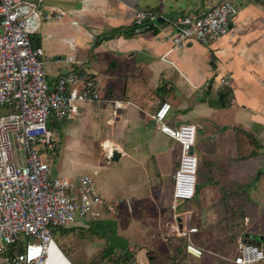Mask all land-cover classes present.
Listing matches in <instances>:
<instances>
[{"label":"crops","instance_id":"0c3cea01","mask_svg":"<svg viewBox=\"0 0 264 264\" xmlns=\"http://www.w3.org/2000/svg\"><path fill=\"white\" fill-rule=\"evenodd\" d=\"M30 1L38 3L39 0ZM211 2L43 1L41 12L50 19L43 20L32 39L35 46L44 49V68L50 86H55L62 73L70 69H83L96 79L102 97L99 101L83 103L73 119L51 120L49 129L56 149L53 153L44 154V159L49 161L52 156L51 161L54 162L53 155L59 151V145L65 144L62 156L72 161H65L62 157L59 169L52 164V176L75 181L88 174L94 178L104 199L125 200L116 215H105L94 222L70 226L69 237L79 230H83L82 234L88 233L90 228L94 232L90 234V239L80 244L86 251L84 255L79 256L71 251L66 254L57 245L47 264H89L98 251L96 245L101 243L99 237L104 239L108 234L111 236V249L127 248L125 255L139 264H155L157 261L161 264H189L190 258L200 264H235L237 252L228 262L215 254L212 257L211 252L226 232L230 242L240 217L245 219L246 227L240 240L256 242L257 246L264 248V231L255 227L259 222L264 223V209H258L264 208V178L262 172L257 173V168L256 176H252L253 169L248 167L249 162L243 161L250 154L248 149L264 154V8L242 4L228 35L207 45L191 41L183 48H175L166 39L174 30L172 25L177 17L197 15L207 9ZM135 8L157 12L160 29L138 31L133 22ZM64 57H73L74 64L57 62ZM222 78H227L231 86H221ZM116 102L122 103L123 107L117 108ZM164 102L172 106L168 117L175 125H195L197 119L213 118L233 108L238 123L235 131L252 137L257 135L259 140V144L241 139H235L233 143L231 135L228 145L218 147L216 184L210 186L212 190H208L206 196L226 198L214 204L221 203L228 207V215L221 216V210L218 214H213V211L209 213L212 218L216 217V221L212 220L209 224L220 225L224 222V225L216 228L219 230L212 242L197 244L204 249L202 258L187 255L185 240L182 241V250L158 260L149 252L141 254L144 249L134 248L133 254L127 241L119 245L116 239L115 229L119 223L114 221L115 217L126 223L137 208L149 213L151 210L145 204L149 201L158 211L164 188L167 187L173 194V172L180 164H175V156L176 152L181 153V147L162 133L153 119ZM217 130H222L221 136L231 133L228 127L222 129L219 125ZM116 153L119 158L113 161ZM228 154H236L233 161H227ZM226 182L229 184L226 185ZM251 182L255 186L258 184V189ZM231 201L235 206L233 208H230ZM200 203L203 205V202ZM188 213L183 225L195 226L200 232L205 213L201 210L197 214L198 225L191 222L192 213ZM166 225L161 223V230ZM252 233L260 236L259 242L251 239ZM169 241L173 243L179 239ZM0 264H10L7 253L0 255ZM257 264H264V261Z\"/></svg>","mask_w":264,"mask_h":264},{"label":"built area","instance_id":"2783aa9c","mask_svg":"<svg viewBox=\"0 0 264 264\" xmlns=\"http://www.w3.org/2000/svg\"><path fill=\"white\" fill-rule=\"evenodd\" d=\"M43 1L0 0V107L15 106L18 110L0 116V255L7 253L10 264H47L52 250L58 247L54 231L116 215L125 203L124 199H104L91 175L71 181L50 174V164L43 155L56 149L49 129L51 120L73 119L83 103L102 97L96 79L83 69L62 73L55 86H50L44 49L35 46L32 39L43 20L50 19L41 12ZM242 4L264 8V0H212L197 15L177 17L166 39L175 48L191 41L204 45L216 42L228 35ZM133 22L138 31L160 29L155 11L135 8ZM57 62L72 65L75 60L64 57ZM220 84L231 86L227 78ZM116 107L123 104L116 102ZM171 108L164 102L153 116L157 128L181 147L179 169L173 176V220L162 230L172 241L185 240L187 255L202 258L204 249L191 240L199 229L181 224L178 213L180 202L193 200L198 192V131L194 124L167 125ZM20 236L26 237L27 243ZM19 242L22 245L15 256L9 257V250ZM262 261L264 252L257 245L238 242L235 264ZM129 264L139 263L131 260Z\"/></svg>","mask_w":264,"mask_h":264},{"label":"rangeland","instance_id":"374dc122","mask_svg":"<svg viewBox=\"0 0 264 264\" xmlns=\"http://www.w3.org/2000/svg\"><path fill=\"white\" fill-rule=\"evenodd\" d=\"M18 110L15 106H3L0 107V116L16 113ZM235 109L229 108L226 109L224 112L219 113L218 115H215L213 118H201L195 120V126L197 128V139L195 143V155L198 158V188H199V196L194 198L193 200H190L188 202L181 201L179 206L178 213L180 214V222L183 224L182 219L185 218V215L190 211L192 213V223L198 225L196 222L197 220V214L202 210V213H205L206 217L203 219V225L201 224V231L197 234H195L192 237L193 242L197 245L200 243H203L205 241H208L209 243L212 242V240L215 239V236L217 234L216 230L217 227L220 225H224V222H219L220 225L217 224H209L213 221H216V217L212 218L209 213L213 211V214H218V212L221 210V216L228 215L227 208L224 205H221V203H217L221 200H225L226 198L221 197H207L208 190H212L211 187H213L216 184L217 173H216V164L218 162V147H223L228 145L230 141V137L232 135L233 143L235 139L239 141L240 139L242 141H250L252 143L259 144V140L257 135L254 137L250 136V134H240L238 130L235 131V128L238 123L236 122V117L234 113ZM171 117L169 116L165 123L167 125H171V127H179L180 125H175L172 122H170ZM217 125L220 126V128L224 129L228 127L231 133L226 134V136H221V131L217 130ZM238 132V133H237ZM56 139V136L54 137ZM232 143V144H233ZM176 146H179V144L175 143ZM231 145V143H230ZM66 146L65 144L59 145V151L53 155L54 162L51 161V158L49 159V164L51 167H55L59 169L60 164H62V154L64 153ZM179 148V147H178ZM250 152L249 156L246 157L248 161L250 169L252 171V176H256V168L257 173L262 172L261 176L264 178V154L262 152H259V150H254L255 153H253L252 148L248 149ZM259 153H256V152ZM59 152V153H58ZM70 152V151H69ZM224 152V151H222ZM245 153V151H244ZM70 155H73V153L70 152ZM236 154H228V162H231L234 160ZM181 153L176 152L175 156V164L180 163ZM65 161H72V159H68L64 157ZM53 164V166H52ZM179 166V165H178ZM178 166L175 167V170L173 174L176 173V171L179 169ZM257 166V167H256ZM260 170V171H259ZM51 174V170H50ZM229 183L226 182V185ZM252 185L255 186L254 182H251ZM255 188L258 189V184H256ZM211 186V187H210ZM260 187V186H259ZM211 188V189H209ZM261 188V187H260ZM254 192V187H253ZM225 193V191H224ZM201 198V199H200ZM172 199V193H170L167 190V187L164 188L163 195L159 198V207L158 211L156 210V207H153L152 202H146L145 204L149 206V210H151L149 213L142 212V209L140 210L137 208L136 210H132L133 213L130 215L128 221L120 222L119 217H115L114 221L116 223H119L115 229V232L118 237V244L122 245L121 243H125V241L128 242L129 247H132V252L134 254L135 249H144L143 253L149 252L150 255H155L158 260H160L164 255H170L171 253L175 251H179L183 249L182 239H179V241L171 242L165 235V233L161 230V223L162 224H169L172 222L171 212H170V205ZM219 199V200H218ZM201 202H203V205H201ZM230 203V208L235 207L233 204V201ZM228 205V203H225ZM123 206V205H122ZM127 207V205H125ZM224 206V207H222ZM226 208V210L224 209ZM263 210V207H259L258 209ZM235 215L237 213L235 212ZM220 217V216H219ZM218 217V218H219ZM158 219V221L156 220ZM240 218L242 219L240 221ZM236 226V229L232 232L233 238L230 239L227 236L228 233L226 232L224 236L219 241V244H216L215 247L213 246V252H211V256L213 257V254L217 256L218 258L221 257L222 261L228 262V259H231L234 257V255L237 252V243L239 242L240 238L242 237V232L246 231L245 227V219L243 217H240ZM221 219V218H219ZM218 219V220H219ZM208 220V221H206ZM162 221V222H160ZM252 221V219H251ZM235 224V223H234ZM218 225V226H217ZM227 225V224H225ZM255 227L259 228L261 231H264V223L259 222ZM71 227H64L61 230L56 231L54 234V239L57 243V245L65 251V253L71 252H77L79 256H82L86 253L85 249L83 250L80 246L81 243L85 242L86 240L90 239L92 236L89 233L82 232H74L69 237L68 234L71 232ZM229 231V230H228ZM58 232V233H57ZM222 232V231H221ZM108 236L103 239V237H99L101 240V243L99 242V245H96L98 248V251L93 256L92 261L89 262V264H108L111 259H115L118 255V253L111 252L110 245H111V236ZM260 236L255 235L254 233L251 234V239L259 242ZM67 238V239H66ZM24 244L27 243V238L24 236H20L19 238ZM225 242V240H227ZM66 240V242H65ZM260 250L264 252V248L262 246H258ZM123 250V248L116 249L117 252H119L121 255H125L126 249ZM105 252V253H104ZM217 252V253H215ZM104 254V255H103ZM217 254V255H216ZM106 255V256H105ZM107 258V259H106ZM142 258V257H141ZM206 258V257H205ZM226 259V260H225ZM189 264H200L196 259L190 258ZM155 264H161L160 261L155 262Z\"/></svg>","mask_w":264,"mask_h":264},{"label":"trees","instance_id":"16d2710c","mask_svg":"<svg viewBox=\"0 0 264 264\" xmlns=\"http://www.w3.org/2000/svg\"><path fill=\"white\" fill-rule=\"evenodd\" d=\"M82 231L83 230H80V232H82ZM87 232L89 234H93L94 233L91 228ZM21 245H22V242H19V243L13 245L11 247V249L9 250V257L13 258L15 256V252H17V250L20 248ZM110 250H111V252L118 253V255H117V257L115 259H111L108 264H129V262L131 261V259H130V257H128V255H124L123 256L119 252L115 251L113 248L112 249L110 248Z\"/></svg>","mask_w":264,"mask_h":264},{"label":"water","instance_id":"95a60500","mask_svg":"<svg viewBox=\"0 0 264 264\" xmlns=\"http://www.w3.org/2000/svg\"><path fill=\"white\" fill-rule=\"evenodd\" d=\"M113 161H116V160H118V158H119V154L118 153H116V154H114L113 155ZM246 243H247V241H245ZM249 244H254V245H256V242H248Z\"/></svg>","mask_w":264,"mask_h":264}]
</instances>
